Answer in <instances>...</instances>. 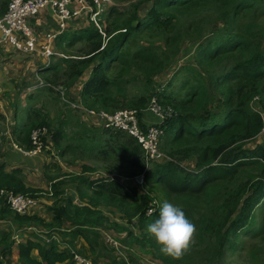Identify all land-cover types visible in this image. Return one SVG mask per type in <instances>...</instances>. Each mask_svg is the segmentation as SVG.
Segmentation results:
<instances>
[{"label":"trees","instance_id":"obj_1","mask_svg":"<svg viewBox=\"0 0 264 264\" xmlns=\"http://www.w3.org/2000/svg\"><path fill=\"white\" fill-rule=\"evenodd\" d=\"M10 1L0 0V15ZM115 1L102 26L91 22L58 36L56 49L73 54L48 67L45 79L61 83L70 100L110 114L143 109L153 96L173 105L178 115L166 122L161 149L176 161L146 169L141 143L122 129L95 127L89 133L74 125L68 133L70 119L60 116L61 110L57 118L51 108L58 100L69 104L52 86L37 88L22 106L25 125L13 128L17 144L33 149V130L47 128L41 138L45 146L60 147L66 136H74L76 144L88 147L79 155L89 151L102 165H83L86 174L71 177L79 178L71 181L76 186L73 196L49 174L45 178L50 186L43 190L27 184L21 167L9 169V163L0 162V190L54 200L49 207L52 220L45 221L11 209L0 194V216L21 227L53 229L69 223L104 264H128L101 235V230L119 232L121 226L119 234L126 235L120 243L140 245L157 264H224L226 251L238 247L242 232L264 229V139L258 140L264 129V0ZM79 42L84 46L75 49ZM184 57L190 62L181 80L164 85L160 78ZM87 71L89 76L80 84ZM76 111L84 126L92 122ZM55 119L59 124L53 129ZM140 125L146 132L145 123ZM62 148V155L64 150H78L71 142ZM144 170L146 192L123 181ZM155 195L181 207L196 225L195 243L181 260L163 255L147 231L159 217L161 207L146 214ZM12 233L0 229V264H68L72 258L71 250L61 249L51 237L45 242L32 233L18 244Z\"/></svg>","mask_w":264,"mask_h":264},{"label":"built area","instance_id":"obj_2","mask_svg":"<svg viewBox=\"0 0 264 264\" xmlns=\"http://www.w3.org/2000/svg\"><path fill=\"white\" fill-rule=\"evenodd\" d=\"M115 4L113 0H11L5 13L0 15V45L5 43L24 54L37 53L38 58L48 64L54 53V41L57 35L66 29L70 20L99 23L103 20V15L108 8ZM48 11L55 16L59 28L40 33L32 20ZM40 84L52 86L66 100V89L62 84L54 85L44 81H41ZM71 106L85 113L95 124H103L110 129H122L137 137L145 150L147 161L164 157L159 150V141L163 130L156 124L150 123L147 125V131L145 132L143 126L140 125L142 118L139 117L140 112L138 109L129 108L110 114L104 110L97 111L87 108L80 102H73ZM146 110L162 123L173 114L171 107H165L156 98L150 101ZM48 131L47 128L33 130L31 134L33 144H35L33 149L26 150L18 144L14 145L15 149L26 157L45 152L50 147L45 146L41 138L43 135H47ZM0 194L6 199L11 209L21 214L27 213L38 200L27 194L14 193L6 189H1ZM41 232L37 225H26L14 229L12 235L19 244L25 241L30 234L37 233L41 235ZM107 240L117 245V242L113 241L112 238L107 237ZM73 253L75 264H95L90 258H86L75 251Z\"/></svg>","mask_w":264,"mask_h":264},{"label":"crops","instance_id":"obj_3","mask_svg":"<svg viewBox=\"0 0 264 264\" xmlns=\"http://www.w3.org/2000/svg\"><path fill=\"white\" fill-rule=\"evenodd\" d=\"M54 20V16L51 14L50 11H48L42 13L38 17L34 18L32 21L35 22L37 27L48 32L52 31L56 27ZM68 28H71L70 24ZM33 55L35 57L30 54H24L20 51H17L13 47L5 43L0 45V114H2L3 116L7 115V113L12 112L15 115L18 109V105L25 106L28 102L27 97L30 94L34 93L37 88H42V86L39 85V81L41 79H45V68H47L48 66L46 67V64L44 62L38 60L37 53H34ZM51 65L52 63L50 62L49 66ZM87 77H85V80L87 79ZM83 81L80 80V84H82ZM23 94H26L25 97ZM25 115L27 116V113ZM143 121L144 123H149L153 121V118L150 115H145ZM16 125H20V130V127L24 126L25 123L24 121L19 123L16 120L9 124L0 123V145L2 144L1 141L2 139H4L5 136L8 142L13 145V149H11L8 155L6 156H9L11 158L14 157V162H10L6 158H1L0 162L9 163V169H12L13 167H21L25 173L27 184L35 188L43 190L47 189V186H45L46 182H44V180L47 181L48 184L51 181L49 182L48 179L45 178V174H49L53 178V182L60 181L63 184L70 183L71 185L72 179H69L70 177L67 175L70 169L64 167L60 159H58L60 163L55 159L50 161V159L52 158V156L50 155V151L46 150L40 155H35L33 157H25L22 155V153L15 149L14 145L17 143V141L16 135L13 132V128ZM88 126L91 129L95 128L89 123ZM3 130L6 131L4 132ZM61 151L62 149H59V155L63 157L65 156L66 151L68 150H64L63 155L61 154ZM0 152H3V148H1V146ZM73 159L77 163L78 168V171H76L75 174L82 173L83 169L80 168V165L82 164L83 157H73ZM37 163L41 168L38 167ZM27 166L30 167L32 173L38 177L36 185H32L33 179L31 178V175L30 178L28 176V172H30V170ZM23 167L27 168V170L25 169V171ZM41 169L42 174H40L39 172L41 171ZM83 174H86V172H83ZM91 178H93V176ZM30 180L31 182L29 183ZM53 203V199L41 198L34 205L31 206L30 211L26 213V215L34 216L37 219H42L45 221H51L52 213L49 211V207L53 205ZM19 227L21 226H19L18 223H15L10 218H1L0 216V229H2L3 231L11 230L12 233L14 229H18ZM74 228L75 227H71L69 223H63L61 227H55L53 229L52 227H48V229L52 231V234L55 237L60 238L58 239V241H61L63 243V246H60L61 249H75L78 252L90 256L95 260H99L102 262V264H104V259L98 256V251L92 250L89 242L82 235H80L79 233L77 234L76 231L73 230ZM31 237L32 236L29 235L23 243H25ZM80 237V244H78ZM17 248L18 247H15L14 249L17 250ZM71 263L72 262L70 261L68 264Z\"/></svg>","mask_w":264,"mask_h":264},{"label":"rangeland","instance_id":"obj_4","mask_svg":"<svg viewBox=\"0 0 264 264\" xmlns=\"http://www.w3.org/2000/svg\"><path fill=\"white\" fill-rule=\"evenodd\" d=\"M118 3L121 5V7H126V5H123V3H121V2H118ZM89 24H90V22H87V21H72L70 23V27H71L70 29H72V31H73V29L76 28V27H83V26L86 27ZM41 31L45 32L46 30L41 29ZM82 46H84V43L79 42V43L76 44L75 49H78V48H80ZM71 54H73L72 51H66L64 49H60V50L56 49L55 54L52 56L51 63L52 64L53 63H58L63 57L70 56ZM30 55L35 57L33 54H30ZM38 60L41 61V59H38ZM185 72H186V66L181 71V73L174 79V84H176V83H178L180 81L181 77H183L182 75H184ZM87 76H89V72L88 71L85 73V75L80 80L81 81L85 80V77H87ZM53 94L57 97V99L60 96L56 91H54ZM23 95L25 97L26 94H23ZM57 103L58 104H56V105L54 104V106L51 108V110H53L55 112L56 117L59 114L58 110H61L62 113H61L60 116L65 115L66 117H68L70 119V123H71L70 126H68V127L65 126V129L67 130L68 133H70V131H72L74 125H78L81 131L85 130V132H89V133L93 132V130H91V128L88 126V124H87V127H86V126H84L85 125L84 123L80 122V118H77V116L75 115V112H77L76 110H74L69 105L68 106L67 105H63L62 104V100H60V101L58 100ZM0 107H1V103H0ZM22 108H24V107L20 106L17 109L15 115H14L13 112L12 113H7V115L4 114L5 115L4 118H0V123L9 124L11 122H14V120L18 121L19 123L24 121L27 116L25 115L26 112H24L22 110ZM55 109H57V111H55ZM57 121L58 120L55 119L54 126H52L53 129L57 128V126L59 124V122H57ZM77 122H79V123L76 124ZM94 127H98V126H94ZM3 131L5 132L6 130H3ZM65 138H66V141L62 142V146H64L66 144V146L68 147L70 145V142H71L73 145H75L76 148H78V150L73 151V152L68 150V151H66L65 156L62 157V156L59 155V149H63L62 146L58 147V146L55 145V146H53V152L50 153V155L52 156L50 161L55 159V160H57L59 162L58 159H60L62 164L64 165V167L70 169V171H68V172L71 173V174H75V172L78 171L77 163L74 161L73 157H83L82 164L80 165L81 169H83V165H84V168L85 167H93V166H98L97 168H99V166L102 165V161H98L97 162L95 160H92L93 157L89 154V151H87L86 156H80L79 155L80 153H82L80 151H82L84 148H88L86 144H84V143L76 144V143H79V142H78V139L75 138L74 136H72L71 139L68 136H66ZM263 139H264V133H261V136L258 138V140L261 141ZM1 142H2V144L0 146H1V148H3V152H0V159L1 158H6L7 160H9L10 157L6 156V155H8L10 150L13 149V145L8 142V140L5 138V136H4V139H2ZM254 144H255V142L251 143L250 145L253 146ZM3 153H4V156H3ZM42 153H44V152H42ZM40 154L41 153H37L36 155H40ZM12 161L14 162V160H12ZM38 163H37V165H38ZM187 165H188V163H187ZM38 167L41 168L39 165H38ZM23 168H24V170L25 169L27 170V168H25V167H23ZM28 168L30 170V172H28V176L30 178V175H31V178L33 179L32 180V183H33L32 185H36V183L38 181V177L35 176L32 173V170H31L30 167H28ZM39 172H40V174H42V169ZM89 175L93 176V178H96V176L94 174H92V175L89 174ZM111 177H114V175H111ZM69 179H72V178H69ZM135 179H136V177L135 178H124L123 181L126 182L127 185H140V182L136 183ZM72 180H74V179H72ZM30 182H31V180L29 181V183ZM44 182H46V185L45 184H43V185L47 186V188H48L50 186L51 182L49 184L45 180H44ZM68 185H70V183H64L63 184V186H68ZM74 188H75V184H72L67 189V191L72 193L73 195H75ZM155 199L160 201V200H163L165 198H164L163 195H159V196H156ZM112 214H113V217H114V212H112ZM117 218L119 220H121V217L119 218V216H117ZM118 229H119V232L114 230V231H109L108 233L113 235V236H115L119 240L120 239L122 240L123 237L126 234H119V233L124 231V227L121 226V228L118 227ZM39 236H41V235H39ZM58 239H60V238H58ZM80 239H81V237L79 238L78 244H80ZM46 240L48 241L47 238L44 239L45 242H46ZM237 243H238V247L235 250H227L226 251V257H225L224 264H264V229L263 228L259 227L257 230L242 232L240 234V237H239ZM60 245L63 246V243L61 242ZM116 246H117L119 255L121 257H124V260H126L128 262V264H157L158 263L157 260H156L157 263H156V261H154V259L151 257V253L149 251H146V250L142 249L140 247V245L138 246V244L137 245H134V244L126 245V243L122 242V246H121L120 249H119L118 245H116ZM124 248H126V252H125ZM13 252H14L13 257L15 259H17L18 256H19L18 253H17V250L14 249ZM15 252H16V254H15ZM33 252L35 254H37V253L39 254L38 249L37 250L34 249ZM130 252H132V253L129 254ZM126 253H128L127 254V258H126ZM97 261H99V260H97ZM15 263L16 262H14L13 264H15Z\"/></svg>","mask_w":264,"mask_h":264},{"label":"clouds","instance_id":"obj_5","mask_svg":"<svg viewBox=\"0 0 264 264\" xmlns=\"http://www.w3.org/2000/svg\"><path fill=\"white\" fill-rule=\"evenodd\" d=\"M114 1V0H113ZM116 3V2H115ZM114 6V5H112ZM110 6V7H112ZM109 7V8H110ZM108 8V10H109ZM107 10V11H108ZM107 12L104 13L103 15V20L99 21L98 22H93V23H97L99 25H103V22L105 24V15H106ZM38 17V16H37ZM54 21H55V25L56 27L53 29V30H56L59 28L58 24H57V21H56V18L54 16ZM72 21H82V20H70L69 23H68V26L66 27V29L64 31H66L67 29H69V24L72 22ZM35 23V22H34ZM101 25V26H102ZM37 26V25H36ZM38 31L40 33H46L45 32H42L41 29L38 27ZM63 31V32H64ZM49 32V31H48ZM62 32V33H63ZM61 33H59L54 41V45H53V50H54V53L52 54V56L55 54L56 52V41H57V38L58 36L60 35ZM38 55V54H37ZM38 58V56H37ZM39 59V58H38ZM52 59V57H51ZM51 59H50V62H51ZM43 62V61H42ZM188 62H190V60H188L187 57H184L182 59H179V60H175L174 64L172 65L171 68L167 69L166 70V75H164L162 78H160V80L162 81H165L163 84L165 85L167 82H170L171 80H174L180 73L181 71L184 69V67L186 66L187 67V64ZM50 64V63H49ZM49 64H46V67H50ZM47 67V68H48ZM45 68V69H47ZM182 78V77H181ZM181 80V79H180ZM41 81H44V82H48V83H51V84H54L56 85L55 83L53 82H49L47 81L46 79H41L39 81V85L42 86V87H45L46 85H41ZM61 84V83H59ZM57 84V85H59ZM56 90V89H55ZM58 91V90H57ZM59 92V91H58ZM60 93V92H59ZM67 93V92H66ZM65 98H66V102L69 104L70 107L71 104L75 101L73 100H70L68 97H67V94H65ZM68 98V99H67ZM153 98H156L162 105H164L165 107H171L172 110H173V114L171 117H169V119H167L166 121H164L163 123L161 121H159L158 119H156L149 111H147V107L149 104L143 108V109H139V108H135V109H139L141 111H139V115H143V117H141V121L144 123L143 119L145 118V115H150L152 118H153V121L152 122H149V123H145V125L147 126L148 124L150 123H153V124H156L157 126H159L162 130H163V133L162 135L160 136V141H159V150L163 153L164 157L161 158V159H158V160H153V161H147L146 158H145V150H144V163L146 164V169L148 167H150L153 163H164L166 161H176L175 159L173 158H168V155L161 149V142H162V139H163V136L165 134V124L167 121H170L172 118L176 117L178 115V111L174 108L173 105L171 104H168V103H163L161 102L157 96H153L151 98V100ZM150 100V101H151ZM73 108V107H72ZM74 109V108H73ZM76 110V109H74ZM89 124H91L92 126H98V127H105L103 124H95L93 122H90ZM106 128V127H105ZM114 130H117V129H114ZM127 132V131H126ZM262 133H264V129L262 130ZM134 136V135H133ZM137 138V137H136ZM17 144V143H16ZM144 149V148H143ZM48 151H50L51 153L53 152V148H49ZM72 152V151H71ZM23 155V154H22ZM24 156V155H23ZM26 157V156H25ZM33 157V156H32ZM144 173H145V170L140 174V175H137L135 176L136 179H135V182L138 183L140 182V185H129V186H136L138 188L139 191H144L146 192V187H145V184H144ZM80 174H83V171L82 173H79V174H71V173H67V175L71 178V176H77V175H80ZM133 177V178H135ZM142 178V179H141ZM141 179V180H140ZM75 181L76 180H79V178H75L74 179ZM72 185V183H71ZM71 185H68V186H64V191H67V189L71 186ZM76 188V186H75ZM74 188V189H75ZM47 190V189H45ZM156 198V195L153 196V199L150 204L148 205V210H147V215H151V214H154L160 207V211H159V217L158 219L155 220L154 223L150 224L148 226V229L147 231L152 234L156 240V242L161 246L160 247V251L163 255L165 256H168V257H171L172 259L174 260H181L191 249V246L195 243V238H196V234H197V228H196V225L194 223H192L185 215L184 211L181 209V207L173 204V203H169V202H166V201H158L155 199ZM38 201V200H37ZM30 210H28L29 212ZM27 212V213H28ZM40 230L42 231L41 232V236L44 237V238H47L49 240V238L51 237L53 240H55L56 242H58L59 244H61L60 241H58V238L55 237L53 234H52V231L50 229H47L41 225H37ZM49 234L51 236H49ZM31 235V234H30ZM101 235H102V238H103V241L109 245L110 247H115L117 249V246L114 242H109L107 240V237H110L113 239V241L117 242V245L119 246V249L120 247L122 246V244L120 243L119 239L116 238L115 236L109 234L107 231L105 230H101ZM24 242V241H23ZM61 246V245H60ZM118 250V249H117ZM125 250V248H124ZM73 251L79 253L80 255L86 257V258H90L95 264H102L101 261H95L92 257L90 256H87V255H84L80 252H78L77 250L75 249H71V254H72V258L70 259V261L72 262L71 264H75L74 263V253ZM126 252V250H125ZM126 257H127V253H126Z\"/></svg>","mask_w":264,"mask_h":264},{"label":"bare ground","instance_id":"obj_6","mask_svg":"<svg viewBox=\"0 0 264 264\" xmlns=\"http://www.w3.org/2000/svg\"><path fill=\"white\" fill-rule=\"evenodd\" d=\"M10 209V208H9Z\"/></svg>","mask_w":264,"mask_h":264}]
</instances>
